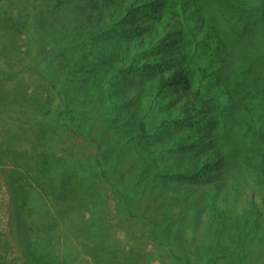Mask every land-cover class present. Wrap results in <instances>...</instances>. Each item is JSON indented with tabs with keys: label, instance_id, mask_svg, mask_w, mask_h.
<instances>
[{
	"label": "trees",
	"instance_id": "trees-1",
	"mask_svg": "<svg viewBox=\"0 0 264 264\" xmlns=\"http://www.w3.org/2000/svg\"><path fill=\"white\" fill-rule=\"evenodd\" d=\"M1 1L0 26L13 33L23 34L27 49L37 57L34 64L46 63L52 69V71L45 69L43 72L46 78L42 86L44 94L40 98L31 94L26 102H22L21 106L28 109L25 111L28 112L26 115L32 119L27 121L19 116V125L23 127L26 124L28 127L26 130L34 133L32 134L34 138L37 135L41 140L39 145L46 150L49 143L47 128L49 123H57L60 128L67 129L69 134L78 135L84 126L81 127L80 124L78 106L82 104L88 108L92 106L103 108L104 118L107 121L105 127L112 125L114 128L125 130L122 134L116 130L119 143L115 149L114 158H121L125 152L128 153L122 166L117 164L120 160L117 163L107 164L100 158L62 160L60 165L55 166L60 186L56 194L59 196L71 194L73 198H76V194H80L81 197V199L76 198L80 201L76 203L82 215L79 226L74 227V230L75 235L80 236L83 241L82 250L79 255H59L58 258H54L44 247L40 246V250L38 245L31 244L28 248L27 264H147L153 257L157 258L158 264H263L259 261L264 257V237L260 232H258L259 237L263 240L262 248L259 250L257 247L258 255L250 253L249 250L254 247L245 246L244 242L242 246L244 250L237 252L234 251L241 247L233 250V244L221 246L222 244L217 241L209 243L208 251L207 249L195 250V248L189 250V245H184L178 234L176 236L172 232L174 225L166 222L167 216L159 220L155 215H151L148 205L144 200L142 201V195L144 192L146 194L151 180L184 179L207 175L210 173L211 165L219 162V159L223 160L224 157L220 149L216 147L206 150L193 161L189 160V165L174 170L161 160L167 146H162L158 151L153 149L154 137L158 135V129L161 125L173 120L167 119L171 108H168L169 110L160 108L161 112L155 110L161 118L152 114L151 109L160 107L158 95H161L163 101L173 103L174 107L185 108L184 111L177 110L175 116H182V118L176 117L179 120L188 117L193 121H209L212 117L207 115L208 111L216 107L212 94L207 95L208 91L215 94L210 78L217 73L223 57L228 55L229 51L221 35L215 33L214 38L209 39L213 31L211 23H208L204 30L194 28L197 25L196 21L204 18L197 1L102 0V5H99V0ZM222 1L237 10L239 21L243 26H246L251 17L260 10V7L245 6L240 0ZM95 8L103 16L102 19L99 18L101 24L98 29L91 22L92 18L96 17L93 12ZM114 11L117 12L118 19L114 18ZM106 13L109 15L107 19H105ZM29 21L30 28H28ZM37 29H42L41 33L36 32ZM106 31L112 33L105 34ZM123 32L128 34L129 40V52L127 51L126 55L120 54V51L116 49L118 43L115 34ZM41 34H48L51 37V50L44 47L40 40ZM97 34L104 35L103 41L97 39ZM106 37L111 39L107 40ZM116 59L120 61L116 63ZM95 61L98 68L97 77L88 73L81 75V72L89 69ZM211 63H215L216 68H209ZM60 69L65 76L58 74L56 80L57 77L51 75L55 70ZM138 70L148 72V76L145 75L146 79L139 85L146 95L138 96L135 102L143 105L141 112L124 111L123 105L119 104L121 96L120 94L116 96L115 90L128 74L135 76L136 73L139 74ZM216 81L217 79L214 80ZM59 83L66 89L78 90L76 98H70L64 92V88L59 89ZM52 90L58 96V102L54 105L50 94ZM225 108H223L224 111ZM249 111L252 113L249 112L247 116L242 117L244 125L253 123V132L248 130V126L241 130L244 136L250 139L251 149L257 150L258 156L247 154L243 161L256 174L257 187H254L252 192L261 196L264 206V188L262 189L264 186V112L260 114L253 108ZM253 111L260 118L259 125L253 118ZM152 115L158 121L152 123ZM223 133H220L221 137L220 134H216L215 137L223 138ZM257 135L258 141L255 140ZM66 149L69 150V148ZM47 157L44 154L41 159L38 157L35 164L29 162L25 169L18 170L14 181L17 177L23 176V173L29 172V165L43 167L49 164ZM50 168L51 165H48L47 169ZM113 169H116V172ZM69 177L74 179L68 180ZM82 181L87 183L88 188L95 187L96 193H80L77 182ZM104 181H108L117 192L116 207L123 215L129 217L137 213L147 218L149 231L152 234L149 238L152 248L144 255L140 253V248L132 237L125 241L123 247L116 245V248L111 249L110 236H105L106 230L104 226H99L98 214L93 210L96 200L93 201V196L100 195L97 189L100 187V182ZM16 186L22 190L20 184ZM188 191L189 189L183 187L180 194L186 195ZM184 199L186 200L185 196ZM68 202L73 205L69 200ZM217 209L213 204L207 218L213 224L214 230L222 233L224 228L232 226L235 220L224 211L217 212ZM85 210L89 214L88 217L83 216ZM261 215H264V210L259 212L256 207L250 216L242 213L245 224L252 219L251 217L254 223L258 222ZM238 225L237 222L236 227ZM165 252L169 260L165 259Z\"/></svg>",
	"mask_w": 264,
	"mask_h": 264
},
{
	"label": "rangeland",
	"instance_id": "rangeland-1",
	"mask_svg": "<svg viewBox=\"0 0 264 264\" xmlns=\"http://www.w3.org/2000/svg\"><path fill=\"white\" fill-rule=\"evenodd\" d=\"M196 1L204 18L197 20L194 28L204 30L208 23H211L213 31L209 39L212 40L215 33L221 35L229 51V54L223 57L217 73L210 78L215 94L208 91L207 95L212 94L216 107L208 111L207 115L212 117L209 121H193L188 117L179 120L176 117L182 116L175 114L177 110L184 111L185 108L174 107L173 103L163 101L161 95H158L160 107L151 109L152 114L157 115L155 110L158 112L160 108L163 110L171 108V111L168 109L170 116L167 115V119L173 120L158 129L153 149L158 151L166 145L167 149L161 160L174 170L189 165V160L193 161L206 150L216 147L224 157L223 160L219 159V162L211 165L210 173L207 175L151 180L147 195L145 192L142 195V201L148 205L151 215H155L159 220L167 216L166 222L174 225L172 232L176 236L178 234L184 245H189V250L195 248L208 251L209 243L217 241L222 244L221 246L233 244V250L241 247L234 251L237 252L243 249L244 242L245 246L254 247L249 250L250 253L258 255L257 247L259 250L262 248L263 240L258 232L264 237V215L255 223L251 217L246 224L242 216L243 212L250 216L255 207L259 212L264 210L261 196L252 192L254 187H257L256 174L243 161L247 154L258 156V153L257 150L251 149L250 139L244 136L241 128L245 129V126H248V130L253 132V123L244 125L243 122V117L249 112L252 113L250 109L253 108L260 114L264 112V0H240L245 6L260 7L259 12L251 17L246 26L239 21L237 10L222 0ZM102 2L99 0V5H102ZM93 12L96 17H93L91 22L98 29L101 24L99 18L103 16L96 8ZM114 12V18L118 19L117 12ZM106 14L105 19L109 16ZM41 31L42 29H37L36 32ZM109 31L105 34L112 33ZM103 34L100 36L97 34L99 41H103ZM127 35L124 32L115 34L118 43L116 49L120 54L126 55L128 51ZM94 36L95 34L92 35L93 39ZM23 37V34L13 33L0 26V264H27V253L31 244L38 245L40 250L44 247L54 258H58L59 255H79L83 241L80 236L75 235L74 227L79 226L82 215L77 204L80 201L76 200L81 197L80 194H76V198L71 194L70 196L56 194L60 186L55 166L60 165L62 160L71 161L77 158L81 160L100 158L107 164L120 160L117 164L122 166L128 155L125 152L121 158H114L119 143L116 130L120 134L125 130L114 128L112 125L105 127L107 121L103 108L94 106L88 108L82 104L78 106L81 127L84 125L78 135L69 134L67 129L60 128L57 123H49L47 125L49 143L46 150L39 145L40 138L38 139L37 135L35 138L32 137L34 133L26 130L28 128L26 124L23 127L19 125V116L27 121L32 119L26 115L28 112L25 111L28 109L21 106L22 102H26L31 94L39 98L44 94L42 86L46 78L43 72L45 69L52 71L49 64L41 65L39 62L37 65L34 64L37 57L27 49ZM40 40L44 47L51 50L52 40L48 34H41ZM116 60V63L120 61ZM215 66V63L209 64V68H216ZM137 72L139 74L136 73V76L128 74L115 90L116 96L118 94L121 96V103H118L123 105L124 111L141 112L143 105L135 102L138 96L146 95L139 85L146 79L148 72L144 73L142 70ZM83 73L94 75L96 78L97 61L93 62L89 69L81 72V75ZM58 74L65 76L61 69L55 70L51 76L57 77ZM58 88H64V92L70 98H76L78 93V90L66 89L60 83ZM50 94L54 105L58 102L57 93L52 90ZM255 112L253 118L259 125L260 118ZM156 120L158 121L152 115L151 122ZM222 132L223 138L217 139L215 135ZM258 139L257 135L255 140ZM44 154L48 156L49 164L43 167L29 165V172L23 173V176L17 177L14 181L18 170L25 169L29 162L35 164L38 157L41 159ZM48 165H51L50 169H47ZM113 170L116 172V169ZM71 179L74 178H68ZM17 184L21 185L22 190L16 186ZM77 187L80 188V193H96L95 187L88 188L85 181L77 182ZM183 187L189 189L186 195L180 194ZM97 190L100 195L93 196V201L96 199L93 210L98 214L99 226H104L106 230L105 236H110L111 249L116 248V245L123 247L125 241L132 237L140 248V253L144 255L152 248L149 239L152 234L147 218L137 213L129 217L123 215L116 207L118 194L108 181L100 182ZM68 200L73 205H70ZM213 204L216 209L218 208L217 212L224 211L235 220L232 226H226L222 233H217L207 218ZM83 216H89L86 210ZM237 222L239 225L236 227ZM165 259L169 260L166 252ZM259 261L264 264V257ZM158 263L157 258L153 257L147 264Z\"/></svg>",
	"mask_w": 264,
	"mask_h": 264
}]
</instances>
